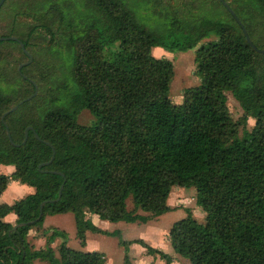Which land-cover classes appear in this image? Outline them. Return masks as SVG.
I'll list each match as a JSON object with an SVG mask.
<instances>
[{
	"label": "trees",
	"instance_id": "16d2710c",
	"mask_svg": "<svg viewBox=\"0 0 264 264\" xmlns=\"http://www.w3.org/2000/svg\"><path fill=\"white\" fill-rule=\"evenodd\" d=\"M225 1L252 43L264 49V0ZM217 2L228 16L181 14L164 0H26L16 10L30 19L25 36H0L19 38L32 61L20 71L17 65L10 86L0 83V165L14 167L9 175L0 172V194L10 180L34 191L0 203V264H107L101 251L67 245L64 230L53 229L42 248L29 243L30 229L46 215L68 212L83 248L87 231L113 234L125 250L122 264H130L133 243L173 264L169 253L142 238L103 230L87 213L144 223L172 209L167 198L174 185L194 187L195 203L205 213L199 222L186 208V216L172 223L168 237L175 253L191 264H264V52L248 44ZM40 30L48 35L41 46L31 42ZM212 35L216 39L194 53L200 84L185 88L181 102L171 101L172 61L152 49L186 51ZM3 43L16 44L29 59L18 41ZM33 46L61 56L70 73L58 77L45 64L43 77L34 80L27 71ZM34 83L37 93L25 100ZM227 91L244 120H255L241 137L227 109ZM84 109L93 116L87 125L77 121ZM11 212L14 223L4 220ZM55 237L61 240L58 255L51 246Z\"/></svg>",
	"mask_w": 264,
	"mask_h": 264
},
{
	"label": "rangeland",
	"instance_id": "374dc122",
	"mask_svg": "<svg viewBox=\"0 0 264 264\" xmlns=\"http://www.w3.org/2000/svg\"><path fill=\"white\" fill-rule=\"evenodd\" d=\"M25 1L26 0L5 1L0 11V35L13 32L15 35H21L23 37L25 36L27 32V25L29 24L30 19L21 14H16V10L21 8ZM164 1L174 5L178 11L181 12V14H184L185 10H200L208 16H228L224 8L217 2V0ZM146 13L147 16H150L147 11ZM237 14L240 16L238 12ZM254 16L256 20L260 18L258 13L254 14ZM213 39H216L214 35L202 39L196 47L186 51L171 52L165 50L162 47H154L152 49L151 52L154 56L159 57L158 53L160 52L162 57L172 61L174 73L168 90V95L171 101L176 103L181 102L182 94L185 88L200 84V77L197 74V69L194 62L195 49L200 44L206 43L207 41ZM47 40L48 35H45V32L40 30L32 37L31 42L41 46V44L47 43ZM28 49L33 54V62L29 65L27 71L29 74H31L34 80L43 77L42 73L45 64H51V72L54 75L56 74L58 77H64L70 73L68 62H65L61 56H57V58L52 57L51 54L46 52L45 49L39 50L38 46L28 47ZM25 60H27V58L22 54L21 50L16 44H0V83L10 86L12 84V80L17 77V65ZM27 71L22 69V73L24 75H28ZM44 81L45 79L43 82ZM226 97L228 112L232 121L237 123V135L241 137L244 130L249 131L253 127L255 120L251 117H247L246 121L244 120V111L238 101L233 97L231 92L227 91ZM92 120L93 116L86 109L79 113L77 119L80 124L84 125L90 124ZM8 192L11 194V190ZM170 193L173 195L174 199H176V197H181L180 200L177 201L178 205L175 207L177 209L171 210L159 216H151L147 222H112L108 220H101L99 218V221L95 220V222L97 221V224L94 221L92 222L94 225H97L101 229L108 232L118 230L120 232V236L124 239L142 238L147 244L157 246V248H161L162 250H168V252H171L170 254L173 264H191L187 258L180 256L173 251L169 242L168 230L174 221L186 216V208L191 210L193 217H195L199 222L204 221L205 213L195 203L194 187L185 188L174 185L172 186ZM24 194L25 193H22V195ZM174 194H176V196H174ZM133 206L132 198L128 197L126 200L127 209L130 210L133 208ZM137 212L140 214H146L140 209H138ZM88 215L90 216L89 213H87V216ZM53 229L64 230L67 235V245L74 249L98 250L105 254L107 264L123 263L125 250L123 249V246L119 245L118 243V235L87 231L86 244L83 248L75 236L74 218L71 212L46 215L42 224L36 225L30 229L27 239L34 248H42L45 246L46 240ZM60 241V238L55 237L51 243L56 255H58L57 251ZM128 256L130 259V264H149L151 262L154 264H165V261L159 258V255L146 254L145 248L136 243H133L129 246ZM32 264H47V262L36 259L32 262Z\"/></svg>",
	"mask_w": 264,
	"mask_h": 264
},
{
	"label": "crops",
	"instance_id": "0c3cea01",
	"mask_svg": "<svg viewBox=\"0 0 264 264\" xmlns=\"http://www.w3.org/2000/svg\"><path fill=\"white\" fill-rule=\"evenodd\" d=\"M157 48H155V49H157ZM161 51H162V49H161ZM158 55H159V57H162L160 55V52L158 53ZM13 169H14V167L12 165H0V172L4 173L6 175H9L13 171ZM11 181H15V182H11ZM9 190H11V194H10V192H8ZM33 191H34V189L31 186H28L26 184H22V183H20V182H18L16 180H10L8 182L7 187L5 188V190L0 194V203L6 202V203L11 204V203H13V200L15 201L16 199H19V198L25 196L26 194L32 193ZM22 193H25V194L22 195ZM176 194H174V196H176ZM180 198L176 197V199H174L173 195L171 193L169 194V196L167 198V204L172 208L171 210L177 209L175 207L178 205L177 201H179ZM167 212H169V211H167ZM88 217H90L92 219V221H94V222H95V220H98V216L96 214H90V216L88 215ZM15 218H16V215L11 212V213L7 214L4 217V220L8 221V222H11V223H14L15 222ZM95 223L97 224V221ZM171 225H170V227H171ZM154 247H157V246H154ZM89 250H91V249H89ZM163 251H165V252H167L169 254L171 253V252H168V250H163Z\"/></svg>",
	"mask_w": 264,
	"mask_h": 264
},
{
	"label": "water",
	"instance_id": "95a60500",
	"mask_svg": "<svg viewBox=\"0 0 264 264\" xmlns=\"http://www.w3.org/2000/svg\"><path fill=\"white\" fill-rule=\"evenodd\" d=\"M3 1H4V0H0V6L2 5ZM220 2H221V3L227 8V10L230 12V14H231V15L234 17V19L236 20V22L241 26L242 31H243V33H244V35H245V38H246L248 44H250V45H251L254 49H256L258 52L263 53V52H264V49L257 48V47L252 43V41H251V39H250V37H249L247 31H246V28L243 26L242 22H241L240 19L237 17V15H236L235 12L232 10V8L229 6V4H228L225 0H220ZM1 40H15V41H18L19 44H20V46L22 47L23 52L29 57V59H28L27 61L22 62V63H20V64L18 65V70H19V71L21 70V67H22L23 65H26V64H28L29 62L32 61V56H31V54H30V53L24 48V45H23L22 41H20L19 38L15 37V36H0V41H1ZM34 86H35V90H34V92H33L29 97H27L25 100L30 99L31 97H33V96L37 93V86H36L35 83H34ZM21 102H22V101H21ZM17 106H18V104L14 105V106L11 107L9 110L5 111V112L2 114V116H1L2 121L4 120V116H5L9 111H13L14 109H16ZM28 128H32V127H28ZM28 128H26V130H25V139H26V137H27V129H28ZM7 134H8V136H10L8 130H7ZM34 134L37 136V134H36L35 132H34ZM37 137H38V136H37ZM25 139H24V141H25ZM52 159H53V156H52L51 159H50L48 162H46V163H49ZM62 187H63V185H61L60 188H59L57 199H58V198L60 197V195H61ZM43 203H44V202H42V203L40 204V212H39V215H38L37 219L40 218V216H41V214H42V205H43ZM14 227H15V226H14Z\"/></svg>",
	"mask_w": 264,
	"mask_h": 264
}]
</instances>
